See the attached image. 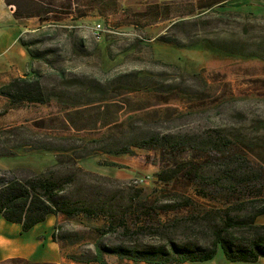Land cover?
<instances>
[{"label": "rangeland", "instance_id": "obj_1", "mask_svg": "<svg viewBox=\"0 0 264 264\" xmlns=\"http://www.w3.org/2000/svg\"><path fill=\"white\" fill-rule=\"evenodd\" d=\"M10 1L16 4L9 6L13 11L32 7L41 18L19 20L26 24L21 38L36 55L30 57L18 41L26 58L0 65V87L14 78L38 77L49 101L11 108L0 96V178L73 173L76 159L82 172L64 195L107 207L119 220L112 224L102 213L51 217L22 235L19 226L0 216V223L18 230L26 237L22 243L34 250L28 259L11 256L0 264H96L69 257L90 259L96 245H156L160 239L153 227L221 207L199 196L184 172L170 183L156 177L162 169H174L168 152L133 149V154L115 155L102 151L108 138L121 143L150 133L204 134L225 127L235 145L236 138L243 143L238 156L264 173V0ZM97 24L106 30L99 41L91 33ZM8 45L0 37V63L19 47ZM137 74L172 93H136ZM133 179L144 182L134 188L129 186ZM252 193L236 198L258 195ZM181 195L195 208L166 212L164 206ZM257 223L264 224V217ZM44 246L49 255L40 258ZM17 251L14 245L8 253ZM104 259L145 264L110 254ZM187 264L243 263L228 262L218 251L212 261Z\"/></svg>", "mask_w": 264, "mask_h": 264}, {"label": "trees", "instance_id": "obj_2", "mask_svg": "<svg viewBox=\"0 0 264 264\" xmlns=\"http://www.w3.org/2000/svg\"><path fill=\"white\" fill-rule=\"evenodd\" d=\"M7 6L16 5L10 0H3ZM31 3V1H29ZM26 8V7H25ZM48 13V11H45ZM15 20L30 17L41 18L32 7L26 10L16 9ZM22 37V36H21ZM18 41L25 47L28 55L35 58L22 38ZM128 75L123 76L127 78ZM134 84L138 94L164 96L172 91L167 87L154 86L145 82V77L135 76ZM187 95L191 93L181 90ZM122 93L120 95H123ZM192 94V93H191ZM0 96L5 98L11 108L23 105L46 104L49 101L41 80L38 77L14 78L0 87ZM192 96H194L192 94ZM109 126V125H108ZM225 127L210 128L204 134L150 133L128 137L125 141L111 143L109 138L104 143L107 153L133 154V149H155L166 151L173 156V170H160L156 177L164 183H170L182 172L195 182V192L210 201H216L221 207L201 209L198 215L173 220L158 225L151 230L160 239L156 245L142 248L124 245L104 247L96 245L94 256L80 260L69 257L75 263L107 264L105 254L115 255L145 264H187L212 261L218 251L231 263L255 264L264 259V224L257 219L264 217V173H257L245 158L238 156L241 144ZM187 150L201 152L203 155H191ZM238 150L239 152H237ZM180 154L183 156L179 158ZM242 155V154H241ZM5 156V155H1ZM246 164H244V162ZM59 164V161H57ZM76 159L71 163L73 173L61 175L57 172L35 175L25 180L15 177L0 178V216L9 223L20 227L21 234L30 233L36 226L43 225L53 217L74 218L79 215L98 217L101 213L117 222V217L107 207L88 204L85 200L69 199L64 195L68 186L75 185L77 173ZM200 162V163H198ZM257 192L258 195L247 199H237L240 193ZM253 194V193H252ZM196 203L184 195L164 206L166 212L178 211L192 207ZM182 227L181 233H177ZM176 236L179 239H176ZM53 241L56 242L54 236ZM208 239V240H206ZM19 259L15 260V262ZM14 262V260H12Z\"/></svg>", "mask_w": 264, "mask_h": 264}, {"label": "crops", "instance_id": "obj_3", "mask_svg": "<svg viewBox=\"0 0 264 264\" xmlns=\"http://www.w3.org/2000/svg\"><path fill=\"white\" fill-rule=\"evenodd\" d=\"M13 10L7 6L3 0H0V37H3L8 46L18 45V39L26 32L25 22H21L15 20L13 17ZM19 46V45H18ZM0 50V54L3 53ZM26 58L25 51L19 46L16 49V53L13 54L12 57H9L5 60L4 63H0V65H8L10 61L14 58ZM16 225H12L11 227H15ZM10 225H3L0 223V259L11 258V256L16 258H24L28 259L30 255L34 252L33 247L28 244H24L26 241V237L20 236L18 230L9 229ZM18 241L21 243H18ZM24 242V243H22ZM17 245L18 251L17 253L10 255L9 250ZM39 257L48 256L49 251H47L46 246L39 250ZM42 253V255H40ZM36 260V259H35ZM40 259H38L39 261Z\"/></svg>", "mask_w": 264, "mask_h": 264}, {"label": "built area", "instance_id": "obj_4", "mask_svg": "<svg viewBox=\"0 0 264 264\" xmlns=\"http://www.w3.org/2000/svg\"><path fill=\"white\" fill-rule=\"evenodd\" d=\"M91 33L93 35V38L97 41L100 40L101 36H103V34L106 32L105 28L100 25V24H97L95 26H93L91 28ZM144 181L142 179H133L130 183H129V186L131 187H134V188H137L140 186V184H142Z\"/></svg>", "mask_w": 264, "mask_h": 264}]
</instances>
